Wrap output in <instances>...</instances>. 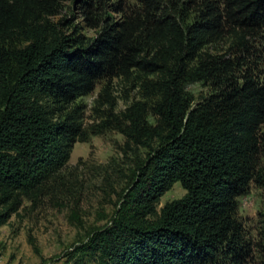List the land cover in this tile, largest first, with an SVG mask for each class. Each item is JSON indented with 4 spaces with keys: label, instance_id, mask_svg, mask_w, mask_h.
Here are the masks:
<instances>
[{
    "label": "trees",
    "instance_id": "16d2710c",
    "mask_svg": "<svg viewBox=\"0 0 264 264\" xmlns=\"http://www.w3.org/2000/svg\"><path fill=\"white\" fill-rule=\"evenodd\" d=\"M107 1H81L85 25L100 28L88 39L52 20L61 0H0V224L67 163L81 138L67 105L99 79L136 72L155 95L156 123L136 102L123 132L151 153L110 223L78 251L97 264H246L255 245L238 198L251 183L264 189V63L248 59L264 38V0H117L118 21L105 18ZM225 39L226 53L205 49ZM195 82L210 92L193 103ZM175 182L184 195L157 211ZM259 220L264 254V210Z\"/></svg>",
    "mask_w": 264,
    "mask_h": 264
},
{
    "label": "rangeland",
    "instance_id": "374dc122",
    "mask_svg": "<svg viewBox=\"0 0 264 264\" xmlns=\"http://www.w3.org/2000/svg\"><path fill=\"white\" fill-rule=\"evenodd\" d=\"M82 0H61L59 12L52 20L67 19L63 30L70 33L74 26L86 38L94 39L100 28L87 27L80 13ZM107 1L105 18L118 21L119 12ZM125 7L136 6L134 0H123ZM231 39L208 45L214 54L226 53ZM255 54L249 62L261 68L264 63V38L252 43ZM260 57L257 59L255 56ZM248 62V63H249ZM148 79H154L149 75ZM193 103L208 95L206 83L186 86ZM154 93L147 89L142 74L128 77L99 79L92 92L77 97L65 111L76 110L81 138L72 145L67 163L50 180L46 192L34 199H22L18 209L0 224V264H97L96 260L80 253L89 234L110 223L119 209L130 183L147 160L151 149L127 137L123 130L128 121L123 114L134 103L147 107L145 115L150 124L156 123L150 106ZM64 111V112H65ZM154 148L157 141L150 143ZM185 193L175 182L156 204L157 211L166 203ZM264 210V189L251 183L246 194L238 198V217L246 237L255 245L246 264H264L259 213ZM5 207H0V214Z\"/></svg>",
    "mask_w": 264,
    "mask_h": 264
}]
</instances>
